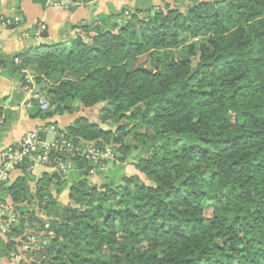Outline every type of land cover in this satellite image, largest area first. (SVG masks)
Segmentation results:
<instances>
[{
	"label": "trees",
	"instance_id": "obj_1",
	"mask_svg": "<svg viewBox=\"0 0 264 264\" xmlns=\"http://www.w3.org/2000/svg\"><path fill=\"white\" fill-rule=\"evenodd\" d=\"M61 33L0 54V71L22 86L28 72L44 94L46 109L25 105L30 118L74 144L111 145L105 168L114 152L121 162L135 152L137 173L98 185L85 159L69 178L23 169L0 184L17 216L0 259L33 235L19 264H264V0H136ZM5 99L0 129L16 118ZM99 104V123L53 120ZM122 120L144 125L137 144ZM51 185L69 186L66 201Z\"/></svg>",
	"mask_w": 264,
	"mask_h": 264
},
{
	"label": "crops",
	"instance_id": "obj_2",
	"mask_svg": "<svg viewBox=\"0 0 264 264\" xmlns=\"http://www.w3.org/2000/svg\"><path fill=\"white\" fill-rule=\"evenodd\" d=\"M150 1L156 6H161L164 3H172L174 0ZM135 3L136 0H94L70 9H54L34 0H0V11L5 16L19 15L21 17V23L16 28L3 29L0 27V54L7 58L41 43H57L61 40L62 29L66 25L77 24L82 20L94 18L98 14L109 13L119 10L122 6H132ZM40 21L46 25V34L42 38H35L33 37L35 26ZM20 33L28 35L21 38ZM0 98H6L5 106L12 108L16 116L10 126L0 129L1 149L18 141L27 130L42 125L44 122L28 116L25 105L30 94L23 89L22 82L15 75L11 76L6 71H2L0 76ZM59 118L56 117L53 120L61 129L70 125L74 120L67 119V117ZM18 173L19 171H15L12 177L15 178Z\"/></svg>",
	"mask_w": 264,
	"mask_h": 264
},
{
	"label": "built area",
	"instance_id": "obj_3",
	"mask_svg": "<svg viewBox=\"0 0 264 264\" xmlns=\"http://www.w3.org/2000/svg\"><path fill=\"white\" fill-rule=\"evenodd\" d=\"M87 1L90 0H46V5L51 8L70 9L84 5ZM19 22V16L0 15V26L3 28L17 25ZM36 26L34 35L40 37L46 26L42 22L37 23ZM13 60L18 62L17 57H14ZM24 80L23 89L30 94L27 106H31V100L37 99L41 108H46L48 105L44 94L34 90L32 76L26 73ZM49 135H52L50 139L48 138ZM56 135L57 127L55 124H42L27 130L18 141L5 146L0 153V184L10 182L13 173L15 171L21 173L23 169L34 174L33 169L39 166L65 175L68 170L74 168V159L79 158L95 164L89 170L92 172L93 169L96 170V167L105 168L106 163L113 158V153L108 147L101 149L93 144L83 142L74 144L72 141ZM57 153L63 154L64 157L55 158ZM7 210V206L0 205V219L2 216L10 219L4 224L2 223L4 220L0 222V233H4L16 218L14 212L8 213ZM31 242L32 240L23 246L25 250L31 247ZM22 259L21 253H19L6 264H19Z\"/></svg>",
	"mask_w": 264,
	"mask_h": 264
},
{
	"label": "rangeland",
	"instance_id": "obj_4",
	"mask_svg": "<svg viewBox=\"0 0 264 264\" xmlns=\"http://www.w3.org/2000/svg\"><path fill=\"white\" fill-rule=\"evenodd\" d=\"M90 1H94V0H90ZM95 1H97V0H95ZM88 2V1H87ZM86 2V3H87ZM86 3H84V4H86ZM90 4V3H89ZM92 5H90V7H91ZM54 9H58V8H54ZM0 15H4L1 11H0ZM11 17H15V16H19V15H10ZM20 17V16H19ZM92 19V18H91ZM40 22H42V21H40ZM20 23H21V17H20V22H19V24H17V25H15L14 27H12V28H10V27H6V28H3V27H1V28H3V29H13V28H16L17 26H19L20 25ZM39 23V22H38ZM42 23H44V22H42ZM45 24V23H44ZM37 25V24H36ZM46 26V25H45ZM36 29H37V26H36ZM16 30H19V29H16ZM21 32V31H20ZM21 34V38L22 37H27V33H20ZM26 34V35H25ZM33 37H35V38H41V37H36L35 35L33 36ZM38 46V45H37ZM146 65L148 66V63H146ZM28 73V72H27ZM1 74H2V72L0 71V76H1ZM31 75V74H30ZM38 104H39V101H38ZM39 107L41 108V106L39 105ZM48 107V106H47ZM46 107V108H47ZM46 108H41V109H46ZM101 108H102V106H101V104H99V105H96V106H94V107H92V108H90V109H85V108H83L82 106L78 109V111H76L75 113H73V114H71V115H68V114H66V115H64V116H61L59 119H62V118H64V117H67V119H74V118H76V117H78V116H86L89 120H91V121H95V122H100L101 121V119H100V116H101V112H100V110H101ZM69 116V117H68ZM49 120H46L45 122L47 123ZM44 124V123H43ZM119 124H122V125H125L127 128V134L124 136L125 137V139H124V141L125 142H127V143H132V144H134V143H136L135 142V140L133 139V134H134V132H143L144 131V125H140V124H137V123H135V122H131V121H127V120H122V121H120L119 122ZM52 137V135H49V139ZM137 144V143H136ZM111 145H109V146H107V147H110ZM111 148V147H110ZM4 149V147H2L1 149H0V153L2 152V150ZM113 150V149H112ZM135 154V152L134 153H130V154H128V156H127V159H126V161H124V162H121V161H119V160H117L116 158L119 156V155H121V153H119V152H114V160H112V161H110L109 163H108V165L106 166V168H103V169H101V168H99V167H96V170L95 169H93V171L91 172V171H89V173H90V175H88V180H89V182H91V183H95V184H98V185H100V184H102L104 181H106L108 178H107V175H109V173H116L117 175L118 174H127V175H132V174H134V173H137V171L135 170V168H134V166H133V163H132V156ZM116 157V158H115ZM74 163V162H73ZM92 165H95V164H92ZM75 169L72 167L70 170H68V172L65 174V175H61L62 177H65V178H69L70 177V175L73 173V171H74ZM33 172H34V174H33V177H35V178H39V177H41V174L43 173V172H48V173H53L54 171H52V170H50V169H47V168H44V167H35L34 169H33ZM21 173H19L18 175H20ZM60 175V174H59ZM140 176H142L141 174H140ZM143 177V176H142ZM17 178V176L15 177V178H11V181L10 182H8L9 184H11V183H13V181L15 180ZM30 187H32V188H34L35 187V182H30ZM68 188H69V186L68 185H64V186H62V190L59 192V193H55L56 191H55V187H54V185H51V190L53 191V193H54V195L60 200V201H66V199H67V193H68ZM7 212L8 213H13L14 212V209H13V207H12V202H11V200H10V202L7 204ZM206 213L207 214H209L210 212L209 211H206ZM14 215H15V217H17L16 216V213L14 212L13 213ZM2 220H4V221H2ZM8 220H10L9 218H5V217H1V219H0V222L2 221V223L4 224V223H6ZM16 222V218H15V221H13V222H11V224L12 223H15ZM45 227H47V224H45ZM0 234H2V236H3V234L4 233H0ZM4 237V236H3ZM30 240H32V242L31 243H34V242H36V240H37V238L36 237H34L33 235H29L28 236V241L30 242ZM18 251H16V252H14V253H11L10 254V256L9 257H6V258H4V259H0V264H6V262H8V261H10V259H12V258H14V256L16 255V254H19L20 252H22L23 250H25L24 249V247L22 246L21 248L20 247H18V249H17ZM26 257H27V254H23V253H21V258H23V259H26Z\"/></svg>",
	"mask_w": 264,
	"mask_h": 264
}]
</instances>
